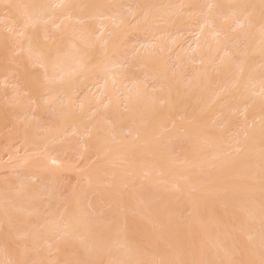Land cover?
I'll return each instance as SVG.
<instances>
[{
  "label": "bare ground",
  "instance_id": "1",
  "mask_svg": "<svg viewBox=\"0 0 264 264\" xmlns=\"http://www.w3.org/2000/svg\"><path fill=\"white\" fill-rule=\"evenodd\" d=\"M185 1L0 0V264H264V0Z\"/></svg>",
  "mask_w": 264,
  "mask_h": 264
},
{
  "label": "rangeland",
  "instance_id": "2",
  "mask_svg": "<svg viewBox=\"0 0 264 264\" xmlns=\"http://www.w3.org/2000/svg\"><path fill=\"white\" fill-rule=\"evenodd\" d=\"M184 1H185V0H184ZM193 1H195V4L197 3V0H193ZM193 1H192V0H187V2H186V1H185V2H186V3H190L191 5H194V4H193V3H194ZM241 7H242V6H241ZM241 7H239V8H241ZM241 9H242V8H241ZM239 47H240V46H239ZM241 48H242V47H241ZM171 58H172V59H171ZM171 58H170V61L173 62V61H172V60H173V57H171ZM130 64H132V63H130ZM133 66H135V64H134ZM130 67H132V66L130 65ZM132 68H134V70L131 69V71L133 70V71L131 72L132 74L130 73V71H129V69H128V73L130 74V76L132 77L133 72H134L136 76H139V77H137V78H138L137 80H138V81L140 80V82H142L141 79L144 80V79H143V78H144V75H143L142 73L137 74V72L139 71V68H138V70H136V69H137V66H136V69H135V67H132ZM139 72H140V71H139ZM140 74H142L143 77H142ZM135 75H133V76H134L133 78L136 77ZM3 87H5V85H4ZM152 88H154V87L152 86L151 89H152ZM154 91H157V90L154 89ZM18 95L21 96V92H19ZM22 95H23V94H22ZM23 96H24V95H23ZM30 110H32V108H31L30 106H29V109H28V110H25V109H24V114L22 113L24 116L21 115L20 118H26V119L28 118L27 120H30V119L33 117V115H34L33 113H31L32 111H30ZM25 111H26V112H25ZM25 113H28V114H29L28 117H27V114H26V116H25ZM31 114H32V115H31ZM233 115H234L233 113H231V115L229 114V116L227 117V120H228V118L232 117ZM242 116H243V115H242ZM30 117H31V118H30ZM46 117H47V116H46ZM46 117H44V118L47 119ZM29 118H30V119H29ZM33 118H35V117H33ZM33 118H32V119H33ZM26 119H25V120H26ZM32 119H31V120H32ZM239 119L241 120V121H239V122H240V125H241V123L243 122V121H242V120H243V117H242V118H238V120H239ZM20 120H21V119H19V121H20ZM22 121H24V119H22ZM226 124H227V121H226L223 125L218 126V127H219V128L222 127V126L225 127ZM247 125H248V124H247ZM248 126H249V125H248ZM237 127H238V129L236 128L235 130L232 131V132H234V134H235L234 137H232V136H233V133L230 132V133L232 134V136H230V134L228 133V134H227V138H229V137L231 138V137H232L234 140H236V139L238 138V137L235 138L237 135H239V136H240V134H241V136H242V135H245V133L243 132L244 130L242 131V129H241L242 126L239 127V125H238ZM221 129L223 130V127L220 128V130H221ZM238 131H240V132H239L240 134L238 133ZM235 132H236V133H235ZM241 132H242V133H241ZM236 134H237V135H236ZM124 135H125V134H124ZM230 138H229V139H230ZM232 138H231L230 141H232ZM239 138H240V137H239ZM234 140H233V141H234ZM69 143H70L71 145H70V144H68V145L65 144V145H63V146H64V148L66 147V148L69 149V150H70V148H71V150H70V151H72L71 153H70L69 150H68V152H67L66 148H65V150H64L63 147H62V145L56 146V147H58V148H56V149H54V147H53V149H54L55 151L53 152V150H52V152L54 153V155L59 156V157H62V153H63L64 158H63V157H62V158L65 160L64 162H66V160H67V161H69V162H67L68 164H69V163H72V164H78V165H81V167L86 166V163H85V162H87V165H89V163H91V162L95 159L93 153H91V154L93 155L94 158L92 157V158L87 159V158L91 155V154H89V155H87L88 157L86 156V158H85V155L83 156L84 159H86V161H85L84 159H82L83 157L80 159V158H79L80 156H77V155H80V152H81V149H82V147L79 146L80 143L77 142V145H78V146H76L75 144L73 145L71 142H69ZM179 143H180V145L182 146V144H181L180 141H179ZM179 143L176 142V145H175L174 149H176V146H177V145H178L177 149L180 148V147H179ZM182 143H183V142H182ZM0 144H1V143H0ZM183 144H184V143H183ZM69 145H70V146H69ZM80 145H81V144H80ZM1 146H3L4 148H6V145H4V143H2ZM20 146H21V145H20ZM75 146H76L77 148H76ZM173 146H174V144H173ZM184 146L186 147V145H183L182 147H184ZM3 147L0 148V150L2 151V152L0 151V152H1V154H0V159L2 160V161H0V162H6V161H7V155L4 154L5 151H4V153H3V150H5ZM13 147H14V146H13ZM16 147H17V148H16ZM16 147H15L16 149L14 148V151H15V150H18V152H19V149H20L21 147L19 148V144H18V145L16 144ZM78 147H80V148H78ZM185 147L182 148V150L180 149L179 151H178L177 149H176V150L173 149V150H174V151H178V153L182 152V154H185L184 151L187 149V147H186V148H185ZM172 148H173V147H172ZM2 149H3V150H2ZM22 149H23V148H22ZM58 149L60 150V152L58 151ZM76 149H77V150H76ZM78 149L80 150V152H79ZM183 149H184V150H183ZM65 151H66L67 153H66ZM74 151H75L76 153H75ZM186 151H187V150H186ZM16 152H17V151H16ZM55 152H56L57 154L61 153V156H60V155H57ZM78 152H79V154H78ZM171 152H172V151H171ZM22 153H24V149H23L22 151H21V149H20V152L18 153V155H19V154H22ZM50 153H51V152H50ZM53 153H52V154H53ZM74 153H75V154H74ZM2 154H3V155H2ZM65 154H66V155H65ZM172 154L174 155L173 152H172ZM180 154H181V153H180ZM4 155H5V156H4ZM175 155H178V154H175ZM75 156H76V157H75ZM69 157H70V158H69ZM77 157H78V158H77ZM90 157H91V156H90ZM69 159H71L72 162H71ZM4 160H5V161H4ZM79 160H80L81 162H80ZM73 161H76V162L73 163ZM83 161H84V162H83ZM77 162H78V163H77ZM78 165H77V166H78ZM79 167H80V166H79ZM60 176H61V175H60ZM71 176H72V175H69V177H68V175H67L68 178H66V179H67V180H66V179H65L66 176L64 177V175H63V178H61V179H62L64 182H63L61 179H60V181H62V183L67 182V183H65L64 186H67V184H68V186L71 185V188H72V189H68V188H64V187H63L64 190H63V188H61V189L63 190V192H64V191H65V192L63 193L62 190H61L62 193L59 194V192H60V191H59L58 194H57V192L55 191V193H56L55 195H57V196L59 195V197L61 196V197H64L65 199H66V197H68V199H70V197H71V195H72L71 193H73L74 185L76 184V183H74V182H76L75 177L73 178V176H72V177H71ZM58 177H59V176H58ZM65 180H66V181H65ZM69 180H70V181H69ZM72 180H73V181H72ZM56 181H58L57 178H56ZM58 183H59V181H58ZM73 184H74V185H73ZM49 185H50V186H49ZM49 185H46V186L49 188V189L46 188V191H47V190H48V191L51 190V187H52V186H51V184H49ZM57 185H58V184H57ZM69 188H70V187H69ZM66 190H67V191H66ZM71 190H72V192H69V191H71ZM151 190H152V189H151ZM147 191L150 192V190H147ZM147 191H146V193L148 194ZM2 193H3V195H4V194H6V193H8V192L5 191V192H2ZM69 193H70V195H69ZM146 193H145V194L143 193L144 196H147ZM63 194H64V195H63ZM67 194H68V195H67ZM55 195H54V197H53V199H54L53 204H54L55 206L50 205V202H49V203L47 202L48 200H45V202H41V199H40V201H39L38 204L36 205L37 210H38V208H39L38 211L43 210V208H45L44 205H46V206H47V205H50V206H47V207H51L50 209H51L52 212H53L55 209L57 210V205H56L55 202H56L57 200H60V199H61V201H62V199H64V198H61V197H60V199H56L57 197H55ZM90 195H91V194H90ZM90 195H89V197H90ZM93 195L95 196L96 193H94ZM93 195H91L92 198H93ZM43 197L45 198V196H43ZM143 198H144V197H143ZM145 198H146V197H145ZM175 198H176V197H175ZM178 198H179V197H178ZM178 198H177V199H178ZM179 199H180V198H179ZM42 200H44V199H42ZM124 200H126V199H124ZM51 201H52V199H51ZM66 201H68V200H66ZM40 202L42 203L43 206L40 205V204H41ZM46 202H47V203H46ZM43 203H45V204H43ZM51 203H52V202H51ZM57 204H58V201H57ZM104 204L106 205L107 203H104ZM59 205H60V204H58V207H59ZM105 205H104V207H105ZM40 207H41V208H40ZM52 207H54V208L56 207V208L54 209V208H52ZM182 207H184V205H183ZM182 207H181V209H183V211H184L185 208H182ZM186 207L188 208L187 205H186ZM105 208L108 209V208H109V205H107ZM188 210H189V208H188ZM44 211H45V210H44ZM183 211H182V213H183ZM55 212H56V211H55ZM57 212L59 213L60 211L57 210ZM180 212H181V211H180ZM186 212H187V210H186ZM186 212H184L183 214H182V213L179 214V215H180V219L183 218V217H186V216H188V215L190 214V210H189V213H186ZM41 213L43 214V211H42ZM185 213H186V214H185ZM91 215H93V216H95V217L98 216V214H96V213H95V214H91ZM91 215H90V216H91ZM182 215H183V217H182ZM132 216H133V217H132ZM132 216H130V219H131V220L134 219V218H136L134 215H132ZM93 218H94V217H93ZM184 219H187V217L184 218ZM127 220H128V219H127ZM181 220H183V219H181ZM134 221H136V220L134 219ZM134 221H131V223H132V225L130 224L131 226H134V225L137 223V222H136L135 224H133ZM162 221H163V220H162ZM126 222H127V221H125V223H126ZM125 223H122V224H123V225L130 226V225L125 224ZM127 223H129V222H127ZM131 226H130V227H131ZM133 228H134V227H133ZM131 229H132V228H131ZM65 238H66V237H65ZM57 239L60 240V239H62V238H61V237H60V238L58 237ZM63 239H64V238H63ZM63 239H62V240H63ZM67 239H68V238H67ZM50 250H51V249H49V252H51ZM52 250H53V249H52ZM75 251H76V250H75ZM80 251H81V250L79 249V252H80ZM79 252H76V253L78 254ZM82 252L85 253L84 250H82ZM82 252H80L81 254H78V258H79V257H82V255L84 256V254H83ZM52 253H53V251H52ZM186 253H187V252H186ZM77 254H76V256H77ZM85 254H86V256L88 257L87 253H85ZM162 254H164V252H162ZM166 254H167V253L165 252L164 255L166 256ZM187 254H188V253H187ZM79 255H80V256H79ZM95 256H96V255H95ZM95 256L92 255L91 258L88 259V260H90V262H91V261H93V257H94V258L96 259V261H95V259H94V261L97 263V260L100 259L101 257H100V256H98V257L96 256V257H95ZM188 256H190V253H189ZM186 257H187V255H186ZM190 257H191V256H190ZM190 257H189V258H190ZM51 258H52V257H51ZM51 258H50V259H51ZM79 259H81V258H79ZM79 259H78V260H79ZM83 259H84V258H83ZM86 259H87V258H86ZM103 259H104V258H103ZM81 260H82V259H81ZM101 260H102V259H101ZM33 261L36 262V260H33ZM33 261H32V262H33ZM79 261H80V260H79ZM83 261L85 262V260H83ZM83 261H82L81 263H83ZM183 261L186 262L187 260L184 259ZM95 262H92L91 264H93V263H95ZM103 262H104V260H103ZM79 263H80V262H79ZM96 263H95V264H96ZM87 264H88V263H87ZM97 264H99V262H98Z\"/></svg>",
  "mask_w": 264,
  "mask_h": 264
}]
</instances>
